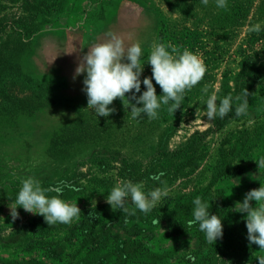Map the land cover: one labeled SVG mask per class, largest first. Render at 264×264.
Here are the masks:
<instances>
[{
	"label": "rangeland",
	"instance_id": "374dc122",
	"mask_svg": "<svg viewBox=\"0 0 264 264\" xmlns=\"http://www.w3.org/2000/svg\"><path fill=\"white\" fill-rule=\"evenodd\" d=\"M227 5L218 8L215 0L206 6L201 0H0V264H193L189 255L200 264L205 250L198 249L196 235L170 229V215L158 222L125 213L143 218L160 211L170 197L192 199L195 191L210 186L219 188L222 200L237 212L245 194L264 185V167L256 163L264 157V0H227ZM256 24L260 32H250ZM110 33L126 44H140L141 93L143 78L152 75L147 61L157 43L189 50L203 60L206 73L175 111H169L170 102L155 119L145 114L134 119L127 100L117 98L109 105L115 111L99 117L87 107L85 74L76 76L75 69L87 48ZM245 89L247 114L237 117ZM212 94L217 103L233 98V110L221 126H216L218 116H206ZM126 96L131 100V93ZM228 139L245 164L213 185L218 151ZM161 172L159 181L150 179ZM27 178L43 188L63 187L60 198L77 203L79 220L47 225L43 216L19 206L13 219L11 208ZM127 181L142 184L145 193L166 187L168 195L147 214L137 211L130 197L127 212L113 211L106 199ZM262 254L255 246L249 254L222 256L219 264H258Z\"/></svg>",
	"mask_w": 264,
	"mask_h": 264
},
{
	"label": "clouds",
	"instance_id": "9594fccd",
	"mask_svg": "<svg viewBox=\"0 0 264 264\" xmlns=\"http://www.w3.org/2000/svg\"><path fill=\"white\" fill-rule=\"evenodd\" d=\"M205 6L209 0H201ZM218 8L227 9V0H215ZM259 24L251 26L250 32H260ZM82 56L75 69V75L85 74L83 78V91L87 96V107L93 108L99 117H108L114 112L109 105L119 98L121 102L127 100V107L130 108L132 118H139L145 114L149 119L158 116V110L162 105H169V111H175L181 106L186 91H190L204 77L206 66L201 58L187 49L164 43L154 44L147 63L151 66V78L145 76L143 85L145 89L141 93V63L142 49L139 43L126 44L125 39L117 34H109V38L102 42L95 43ZM170 49V51H169ZM75 78V76H74ZM159 85L161 94L157 95L153 85ZM134 90V91H133ZM218 91V89H217ZM131 93V100L126 94ZM136 93H140L139 96ZM202 93H208V87L202 89ZM248 94L245 89L243 99L236 97L242 102L235 107L237 117L247 114ZM231 95L219 99L216 94L208 96L206 100V116L208 120H214L217 116L225 117L233 110ZM131 101H135L132 103ZM258 167H264V157L257 162ZM164 173L153 174L150 179L159 181ZM65 182L61 181L63 185ZM56 193L48 196L46 193ZM63 187L43 188L39 181L27 178L22 181L16 197V206L11 208L10 215L13 219L18 217L17 206L24 211L43 216L47 225L56 223L71 224L73 220H79L81 210L75 204H69L61 197ZM168 195L167 188L156 187L145 193L143 185L131 181L117 184L108 195L106 202L113 211H128L125 201L130 197L131 203L139 211L147 214L157 203ZM255 202V207L250 204ZM193 219L188 221L189 225L198 224L199 230L205 234L208 243L214 244L217 238L222 237V222L216 214H211L210 202H202L197 196L194 201ZM237 212L246 214L247 240L249 245L255 244L258 249L264 251V185L249 190L243 199L238 202ZM159 222V221H158ZM189 260L195 262V257L189 255ZM258 264H264V254L256 257Z\"/></svg>",
	"mask_w": 264,
	"mask_h": 264
},
{
	"label": "trees",
	"instance_id": "16d2710c",
	"mask_svg": "<svg viewBox=\"0 0 264 264\" xmlns=\"http://www.w3.org/2000/svg\"><path fill=\"white\" fill-rule=\"evenodd\" d=\"M228 114L216 120V126H221L224 119ZM231 140H224L219 148V158L217 160L216 172L212 178L214 185L219 179L223 177L234 176L242 170V166L245 164L241 154L236 152V148L231 144ZM195 195H198L202 202H210V213L216 214L221 218L222 222V237L217 238L214 244H210L205 239V234L199 230L198 224L189 225L188 221L193 219V201L195 198H189L188 196L170 197L162 201L159 205L157 213L147 214L143 218L139 215L127 214L131 219L137 220H151L161 221L168 217L167 224L173 231L183 230L193 232L199 242L200 250H205L204 256L200 258V264H219L222 260V256L225 258L235 257V255H245L252 252L255 244L249 245L247 240L246 229V214H240L233 212L231 208L225 203L222 195V191L215 187H205L195 191ZM139 211V210H137ZM161 213V214H160ZM228 236L232 237L228 240ZM226 242H224V240Z\"/></svg>",
	"mask_w": 264,
	"mask_h": 264
}]
</instances>
